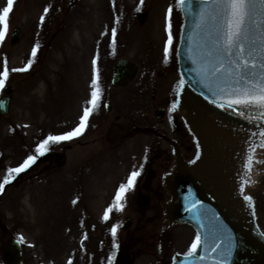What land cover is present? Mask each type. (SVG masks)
I'll return each mask as SVG.
<instances>
[{"label": "rangeland", "instance_id": "1", "mask_svg": "<svg viewBox=\"0 0 264 264\" xmlns=\"http://www.w3.org/2000/svg\"><path fill=\"white\" fill-rule=\"evenodd\" d=\"M104 1L16 0L13 6L9 30L0 45V72L7 62L9 77L5 85L12 88L9 111L6 115L0 114V182L9 169L21 166L29 156L36 155V148L49 135L66 134L79 125L97 72L103 92L110 91V94L109 98L103 96L100 108L90 118L82 136L51 145L49 151L55 153L52 158L46 157L49 151L38 157L31 168L16 176L0 194V264L2 242L12 238L24 239L20 243L24 264H169L172 253H188L195 240L189 227H165L157 199L155 210L150 204L139 207L134 189L126 194L123 212L114 210L107 221L103 218L118 188L127 182L130 174L139 171L143 175L148 170L147 160L152 153L150 156L143 143L156 140L159 146H164L153 134L148 133L146 137L127 126L124 131L122 124H127L135 111L144 108L145 97L135 100L129 93L139 86L145 73L149 71L148 84L152 81L150 77L157 82L162 76L166 89L179 86L174 55L181 24L178 0H153L154 9H148L150 13L143 26L136 23L134 31H128L129 22L130 25L136 22V15L125 17L126 7L117 0L114 28L111 25L107 29L109 19L103 20L100 14ZM6 4L7 0H0V12ZM170 7L174 43L173 54L165 62L168 38L165 25ZM45 8L49 11L41 24ZM14 28L20 31V38L12 46L10 37ZM99 28H105L104 37ZM120 29L126 35L118 34ZM37 43L40 49L32 67L25 72H13L12 69L26 66ZM119 58H128L139 66L137 78L126 89L116 88L110 81ZM153 67L162 75L155 76L150 71ZM3 90H0L1 96ZM142 90L145 91V86ZM109 102L113 110L107 114L103 105ZM150 109L147 108V127L153 118ZM130 111L134 112L129 115ZM120 113L122 119L115 121L112 116ZM261 140L257 139L253 148L255 183L246 185L244 190L253 197L257 221L264 230ZM80 141L86 144L79 146ZM60 152H64V158L57 163L55 155ZM138 181H143L141 176L137 177ZM126 217L132 222L122 229ZM115 225L120 227L114 241L111 228Z\"/></svg>", "mask_w": 264, "mask_h": 264}, {"label": "water", "instance_id": "2", "mask_svg": "<svg viewBox=\"0 0 264 264\" xmlns=\"http://www.w3.org/2000/svg\"><path fill=\"white\" fill-rule=\"evenodd\" d=\"M178 8L182 24L175 58L178 77L184 81V87L177 94L176 102L178 100L179 104L176 110L182 115L196 147L194 158L185 160L175 143L170 141L175 147V158L172 168L162 177V185L169 198L161 204L163 219L169 226L188 225L195 235H201L204 243L198 255H203L205 259L196 264H218V261L224 264L218 255L220 249L212 251V247L221 243L223 248L233 239L236 248L229 264H264V231L257 222L256 204L253 200L254 208H249L243 199L245 192L242 195L240 191L247 153L264 131V120L249 122L217 106L222 103L224 94L214 96L202 83L198 65L193 63L198 51H203L199 45L206 41V33L211 30V26L197 28L202 6L194 4L190 14ZM19 32L18 28H14L10 45L18 42ZM189 47L192 48L191 52L188 51ZM203 65L204 61L201 60L199 67L203 68ZM137 68L128 59H119L113 84L125 86L135 78ZM3 93L0 96V114L6 115L11 104L10 85H5ZM250 115L254 116L255 112ZM51 154L49 152L46 156L50 157ZM63 157L62 154L57 156L58 163ZM193 204L197 207L189 211ZM197 215L199 219L195 218ZM129 222L126 220L123 228ZM1 248L3 264H24L22 247L17 238L3 241ZM186 256L174 253L170 264H192Z\"/></svg>", "mask_w": 264, "mask_h": 264}, {"label": "snow or ice", "instance_id": "3", "mask_svg": "<svg viewBox=\"0 0 264 264\" xmlns=\"http://www.w3.org/2000/svg\"><path fill=\"white\" fill-rule=\"evenodd\" d=\"M15 2L16 0H7L6 7L0 12V45L3 44L8 33L10 14L13 11ZM142 2L143 0H141ZM194 4L202 6L200 23L197 24V28L211 26V30L206 33V41L199 45V48L203 49V51H198L197 56L193 58V63L198 65L197 71L201 75L202 83L214 96L219 93L224 94L222 103L217 104L218 107H223L226 111L247 119L249 122L264 120V0H178V6L189 14L192 12ZM48 11L49 9L45 8L44 15L41 16V24H43L44 17ZM172 12L173 9L170 7L167 13L166 31L168 38L164 50L165 62L173 54ZM111 36L112 44L115 46V29H113ZM39 49L40 45L37 43L32 49L31 57L26 66L12 69V71H28L35 62ZM188 51L191 52L192 48L189 47ZM201 60L204 61L203 68L199 67ZM8 77L9 69L7 62H5L2 72H0V90L4 88ZM91 87L93 91L90 94L88 106L83 110L79 125L66 134L49 135L36 148V155L29 156L21 166L9 169L7 176L0 182V194L4 192L5 187L11 184L16 176L31 168L38 157L44 156L50 150L51 145L71 141L84 134L89 126L90 118L98 111L103 99V89L100 86L98 72L94 76ZM183 87L184 81L181 80L180 87L177 89L178 95L180 88ZM178 104L179 101L177 100V102L172 104L171 110L175 111ZM252 112H255L254 116L250 115ZM260 135L264 136V131ZM261 146L264 147V144ZM253 153L254 149L249 150L247 153L245 171L242 173L243 179L240 188L242 195L245 185L250 186L255 183L252 179ZM139 176V171H133L127 182L120 185L113 204L105 211L103 217L105 221L110 218L109 214L113 213L114 210L123 212L126 206V194L134 189ZM243 199L249 208H254L252 196L243 195ZM195 207L197 205L193 204L189 211H192ZM195 218L199 219V215ZM201 226L203 227V225ZM119 227L120 225H115L111 228L114 241ZM19 242L24 243L23 237L20 238ZM203 243L201 235L197 234L186 256V259L192 261V264L205 259L203 255H198ZM115 246L118 248V244ZM235 248L236 243L233 239L226 243L223 248H221V243H216L212 247V251L220 249L218 255L221 260L224 264H229ZM218 264H220L219 261Z\"/></svg>", "mask_w": 264, "mask_h": 264}, {"label": "flooded vegetation", "instance_id": "4", "mask_svg": "<svg viewBox=\"0 0 264 264\" xmlns=\"http://www.w3.org/2000/svg\"><path fill=\"white\" fill-rule=\"evenodd\" d=\"M78 2H81V0H76ZM122 1V5H124L125 8V12L124 15H126L125 17L130 16H135L134 18V22L133 24L129 25L127 27L126 30L130 31H134V25L139 24L142 25L144 24V22L146 21V17L147 15H149L150 11L148 10L150 9H154V5L155 3L152 2L153 0H149V2H145V0H143V2L141 3V0H120ZM133 3V5L131 4ZM102 6L101 7V15L103 16V20L106 19V21L108 20L107 26H109L107 29L112 28L111 25L114 23V10L115 7L118 6L117 5V0H105L104 2H102ZM135 7L138 8L136 9L137 12L134 13ZM146 8V9H145ZM143 9H145V11H143ZM149 11V12H148ZM178 11V9H177ZM156 14H158V11L156 12ZM109 17V18H108ZM129 18V17H128ZM156 19V18H155ZM154 19V20H155ZM154 22V21H152ZM125 23V22H124ZM113 26V25H112ZM121 26V25H120ZM167 26V24L165 25ZM114 28V26H113ZM105 29V28H104ZM104 29H98L100 31L102 37H104L105 35V31ZM144 30H142L141 32L143 33ZM109 31L107 30V33ZM118 34L122 33L124 35H126L125 33L122 32V30H118L117 31ZM146 33V31H145ZM168 34V33H167ZM97 36V38L99 37V35H95ZM110 37V36H108ZM136 64V63H135ZM137 65V64H136ZM138 66V65H137ZM139 67V66H138ZM116 69V67H115ZM138 70V68H137ZM154 71L155 72V76L159 77L161 76L162 72L159 70L156 71L155 67H153V69H151L150 71ZM149 72V71H148ZM147 72V74H148ZM147 74L145 73L144 76L146 77H141L140 79V83L139 86H136L137 88L133 89L132 91H130V95L133 97H136L137 99L135 100H140L141 98L145 97V103H144V108H142L141 111H135V108L133 109L135 111V113H133L134 111H130L127 112L129 115L133 113V116L130 118V120H128L127 124L124 122L122 129H124V131H126V126L128 128H132V130H135L136 132L140 133L143 132V135H146V137H148V133L149 134H153L154 136H156L158 138L159 141L164 143V146H159L156 142V140H152V142H146L143 143V145L145 146V150L147 152L152 153V156L149 160H147L148 163V170H145V172L143 173V175L141 176V179H143L142 182H137L135 187H134V194L136 196V204L141 207V208H145V206H147L148 204H150L152 210H155L156 205L154 204L155 200L158 203V208L161 209V218L163 219L162 216V211L163 209L161 208V204L164 202L163 197L166 196V199H168L167 197V193L165 191V188H163L162 186V180H163V175L164 172H166L168 169L171 168V166L173 165V161H174V148L171 144V142L173 141V144L175 143L176 147H178V150L180 152V154L182 155V157L184 159H192L194 158V154H195V145L194 142L192 140V136L188 133L186 126L184 125V122L182 120V115L180 116V114L177 112V110L172 111L171 110V106L172 104L175 102L176 100V93H177V89L178 86L176 87V89L173 90H168L165 88L164 85H162L161 82V77L159 78V81L154 82V79L150 77V79H152L151 82H149V84L147 83ZM113 75H114V71L113 74L111 76L112 79H110L111 84L118 88H128V85L130 84V82H132L135 78H133L132 80H129L128 83L123 86V85H114L113 84ZM137 75V74H136ZM178 76V74H176ZM137 78V76H135ZM145 82V83H144ZM145 86V91L142 90V88L144 89ZM120 96L123 98L122 96V92L120 90ZM109 94L110 91L108 92H103V96L104 97H108L109 98ZM143 96V97H142ZM117 98V97H116ZM111 100V99H110ZM124 100L120 101L121 104L123 103ZM104 111L109 114L113 109L112 103H105L104 105ZM152 107L151 110V115L153 118H151L150 122H152L150 124V127H147L146 125V114H147V108ZM150 112V111H149ZM113 119H115V121H120V119H122V114H116L112 116ZM92 125V124H90ZM93 128H91L92 130ZM133 132V131H132ZM129 134V133H127ZM128 136V135H127ZM171 141V142H170ZM82 142L80 141L78 143V145H82ZM86 144V143H85ZM70 146H67L66 149H70ZM51 156L50 158H52V156L55 154L53 153V151H51ZM60 154H62L64 156V152H60ZM57 155H55V159L57 160ZM64 158V157H63ZM165 199V200H166ZM136 210H138L135 207ZM140 211V210H139ZM130 221L127 225V227L131 224V219L129 217H126L125 220ZM124 220V221H125ZM126 222V221H125ZM124 222V223H125ZM122 223V224H124ZM163 223L165 224V227L167 228H175L176 226H169L168 223L164 222L163 219ZM124 226V225H123ZM125 227V228H127ZM189 227V226H187ZM190 228V227H189ZM192 230V228H191Z\"/></svg>", "mask_w": 264, "mask_h": 264}, {"label": "bare ground", "instance_id": "5", "mask_svg": "<svg viewBox=\"0 0 264 264\" xmlns=\"http://www.w3.org/2000/svg\"><path fill=\"white\" fill-rule=\"evenodd\" d=\"M259 138H260V137H259ZM259 138H257V139H259ZM257 139H256V140H257ZM261 139H263V140H261ZM260 140H261V142H262V143L260 144V146H261L262 144H264V138L261 137ZM256 143H257V142H256ZM254 146H255V145H254ZM254 148H255V147H254ZM257 148H258V146H257ZM259 148H260V147H259ZM261 149L263 150V147H262ZM261 149H259V150H261ZM256 150L258 151V149H256ZM259 152H261V151H259ZM256 154H257V153H256ZM258 154H259V153H258ZM262 154H264V153H262ZM260 155H261V153H260ZM259 157H260V156H259ZM259 157H258V158H259ZM257 160H258V159H257Z\"/></svg>", "mask_w": 264, "mask_h": 264}]
</instances>
